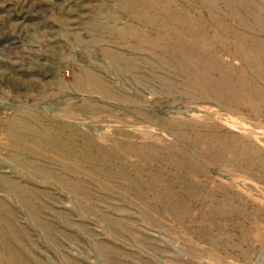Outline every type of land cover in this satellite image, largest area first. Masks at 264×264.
<instances>
[{
	"label": "rangeland",
	"instance_id": "rangeland-1",
	"mask_svg": "<svg viewBox=\"0 0 264 264\" xmlns=\"http://www.w3.org/2000/svg\"><path fill=\"white\" fill-rule=\"evenodd\" d=\"M0 264H264V0H0Z\"/></svg>",
	"mask_w": 264,
	"mask_h": 264
}]
</instances>
